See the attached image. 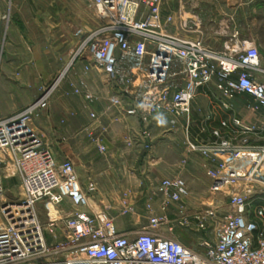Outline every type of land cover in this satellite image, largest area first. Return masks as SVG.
I'll use <instances>...</instances> for the list:
<instances>
[{"label": "built area", "instance_id": "1", "mask_svg": "<svg viewBox=\"0 0 264 264\" xmlns=\"http://www.w3.org/2000/svg\"><path fill=\"white\" fill-rule=\"evenodd\" d=\"M92 1L102 10L103 23L81 41L65 74L81 61L86 73L95 70L103 75L105 84L117 89L108 98L111 108L137 118L145 130L162 116L173 125L190 119L203 88H212L228 110L234 100L248 99L247 108L260 115V124L235 118L233 126L244 135L264 130V80L259 77L261 57L255 42H235L218 52L206 45L198 17L165 15L162 0ZM6 19L0 15V23ZM71 87L88 108L99 99L85 81ZM51 96L52 90L46 91L23 111L0 118V152L9 153L12 177L20 182L19 199L8 202L0 177V264H34L26 260L44 241L37 206L65 201L72 211L59 219L48 214L51 227L63 221L72 244V254L61 264H264V145L254 147L247 139L237 145L219 131L207 142L189 145V153H201L212 163L208 170L211 193L229 197L230 212L218 224L214 238L201 240L199 248L157 231L171 223L168 213L175 205H181L174 209L179 226L186 230L208 233L218 220V212L211 207L193 215L185 213L184 200L190 190L181 177L155 185L152 197L159 199L162 213L150 216L143 231L124 234L106 214L92 209L90 194L97 191L96 183L89 179L84 192L74 164L60 161L32 127L49 109ZM222 126L229 128L226 122ZM135 139L130 136L127 144L135 145ZM94 142L102 155L107 154L100 139ZM0 164L6 167L2 159Z\"/></svg>", "mask_w": 264, "mask_h": 264}, {"label": "rangeland", "instance_id": "2", "mask_svg": "<svg viewBox=\"0 0 264 264\" xmlns=\"http://www.w3.org/2000/svg\"><path fill=\"white\" fill-rule=\"evenodd\" d=\"M11 1L0 0V15L2 17L7 16V19L0 23V87H2V78L6 75L2 72V69L4 66L11 65L17 79V89L15 90L14 83L8 85L14 97L12 101H2L0 103V109L8 111L1 118L10 117L23 111L38 101L46 91L52 90L51 101L55 92L57 93L60 88L61 83L65 82L69 76L70 72L68 71L65 74V71L69 67L68 64L71 63L81 41L103 23V12L92 0H22V3L17 5H13ZM230 1L228 6L229 16L234 14L232 13L234 5L238 4V1L241 3L240 16L235 13L234 22L229 20L231 21L229 24L231 23V26L233 24L235 29H239L240 32V34L236 33L235 42L239 45L252 42L257 44L262 66V72L259 77L264 80V0ZM220 2L226 3L227 0H220ZM54 67H59L60 73L53 80H50L49 75L50 73L52 74ZM63 73L65 74L64 80L53 88ZM71 91L73 93L72 87ZM246 100L249 101L246 98H238L231 102L232 104L229 103L231 110L226 109L223 103L217 101L225 113L224 119H226L225 121L228 125L232 124L235 118L254 124L250 115L251 111L247 108ZM46 111L48 110L43 111L34 120L32 127L39 137L58 155L60 161L70 160L74 164L77 173L80 171V173L85 175L86 160L87 158H98V148L97 150L94 148L71 150L68 153L71 157L63 152V147L57 146L54 148V145L46 136V124L43 121ZM160 118H156L147 130L142 127L138 133L134 132L133 134L136 138L134 147L137 146L142 153L146 152L148 154L147 156H149L151 163L148 165V170L156 176L173 172L176 167L175 162H179L182 159L180 153L175 151V148H169V143L176 145L177 151L180 149L179 144L187 149L191 143L198 144L203 140V142H207L212 139L214 131L221 132L224 138L232 139L237 145H241L245 139H247L249 144L257 142L258 137L256 138V134L263 133L261 138H264V130L244 135L240 130L234 132L230 126L225 129L221 123L218 125L214 122L213 116L211 120L213 121V123L211 122L213 128L210 129L209 133L197 131L194 134V138H197L198 142H194L191 138V130L187 132L186 128L181 125V122L184 124L182 120L185 119H179L177 125L173 126L169 117ZM143 132H147L148 135H144ZM90 138L93 140L100 139L102 142L104 139L102 135L96 138L95 136H90ZM262 139L260 141L264 142ZM195 154L198 153L196 152ZM199 155L202 154L199 153ZM1 159L6 166L4 167L3 164H0L2 167H0V177L4 187L3 198L7 199L8 202H14L20 196V182L16 177H12L13 172L9 169L11 165L9 153L0 152ZM164 168L166 172H164ZM208 181L206 194L193 195L190 191L189 197L184 200L185 213L187 215L205 212L209 207L218 212V220L208 233L189 231L179 226V216H177L174 208L181 205L170 207L168 216L171 223L159 227L157 231L167 237L179 239L194 249L200 247L201 240L213 239L218 224H221L224 216L230 212L229 197L224 193H211L212 181L209 177ZM155 185L149 184L147 186L143 183L139 194L124 190L119 195L111 198L107 207L103 206L101 208L93 204V202L96 203L100 200L99 197L90 194V198L93 201H91V207L96 213L106 214L121 233L134 235L148 227L150 216L162 213L159 199L152 197ZM237 186L239 187L241 184H237ZM262 197L264 198V195ZM255 203H258V201ZM46 204L40 203L37 206L38 222L44 238L43 245L29 256L26 260L27 263L61 264L73 252L72 244L63 230V221L56 223L55 227H51V219L48 216L50 213L51 218L59 219L64 215V212L72 211V205L65 201L57 206L47 204L46 208Z\"/></svg>", "mask_w": 264, "mask_h": 264}, {"label": "crops", "instance_id": "3", "mask_svg": "<svg viewBox=\"0 0 264 264\" xmlns=\"http://www.w3.org/2000/svg\"><path fill=\"white\" fill-rule=\"evenodd\" d=\"M162 1L165 15L182 13L187 18L198 17L202 21L201 30L205 36V43L213 50L222 52L227 45L235 44V35L236 33L240 34V32L239 29H235L233 24L231 26L229 22H234L235 13L240 16L241 3L239 1L238 4L235 3L236 5H234L232 11L234 14H231V16L228 12L230 0H227L226 3H222L220 0ZM234 2L236 1L234 0ZM11 3L17 5L22 3V0H12ZM182 35L194 36L183 33ZM85 65V63L79 61L71 67L66 81L61 83L57 93L55 92L50 101L49 109L44 114L43 121L46 124L47 139L51 141L54 148L57 146L63 147V152L66 155H69L68 153L75 149L88 150L94 148L97 150V146L90 136L96 138L102 135L104 137L103 145L107 148V154L102 155L98 152V158H87L86 174L84 175L80 171L77 173L84 192H88V181L86 183V180L92 179L96 183L97 191L93 195H97L100 200H96V203L91 200L93 204L100 208L107 207L110 204V199L124 190L139 194L143 183L147 186L149 184L155 185L172 177L183 178L193 195L206 194L209 184L208 170L212 168V163L199 153H189V148L186 149L183 145L179 144L180 149L177 151L176 145L169 143V148H175V151L180 153L182 158L181 161L175 162L176 167L173 172L158 176L150 173L148 165L151 163L148 154L146 152L142 153L137 146L127 144V138L132 136L134 132L138 133L143 127L142 124L137 118L126 117L117 109L111 108L108 98L115 94L117 89L106 85L105 78L97 71L92 70L86 73L84 71ZM59 69V67H54L52 74L49 75L50 80H53L60 73ZM13 70L11 65L4 66L2 69V72L6 75L3 76L1 81L0 103L2 101H12L14 97L11 88L8 86L14 83L15 90L17 89V79ZM81 81L87 82L99 96L97 102L89 108L86 107L83 99L74 96L71 91V84H78ZM217 101L219 99L212 88L200 89L192 105L190 119H185L186 121L181 119L184 122V124L181 122L182 127H185L187 132L191 130L193 134V136L191 134L192 141L198 142V139L194 138L197 131L200 133L210 132V129L213 128L211 124V122L213 123L211 121L213 116L214 122L218 125L226 122V119H224L225 113ZM5 112L8 111L0 109V118L6 115ZM91 113L97 116L95 120L91 118ZM250 115L254 124H260L261 120L258 118L260 115L256 116L252 113ZM162 118L167 117L162 116L160 119ZM229 126L232 127L234 132H238L233 124ZM256 135L258 141L250 145L254 147L264 145V142L260 141L263 133ZM56 156L60 159L57 154ZM69 156L71 157V155ZM164 172H166L165 168Z\"/></svg>", "mask_w": 264, "mask_h": 264}]
</instances>
